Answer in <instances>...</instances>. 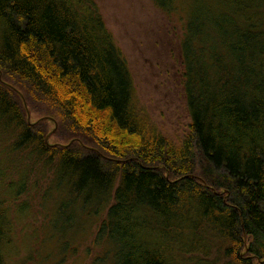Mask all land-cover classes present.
Instances as JSON below:
<instances>
[{
	"label": "trees",
	"instance_id": "16d2710c",
	"mask_svg": "<svg viewBox=\"0 0 264 264\" xmlns=\"http://www.w3.org/2000/svg\"><path fill=\"white\" fill-rule=\"evenodd\" d=\"M149 1L182 26L176 140L139 104L93 0H0V264L36 216L92 223L115 264H264V0ZM28 100L73 142L49 144Z\"/></svg>",
	"mask_w": 264,
	"mask_h": 264
},
{
	"label": "rangeland",
	"instance_id": "374dc122",
	"mask_svg": "<svg viewBox=\"0 0 264 264\" xmlns=\"http://www.w3.org/2000/svg\"><path fill=\"white\" fill-rule=\"evenodd\" d=\"M93 1L125 59L141 107L168 138L185 136L188 118L180 87L183 68L177 44L182 26L181 21H176L178 15L165 17L149 0ZM181 13L185 15L184 11ZM17 92L23 101V94ZM26 107L30 123L41 122L45 126L49 144L66 146L73 142L57 127L54 112L29 100ZM0 198L3 199L1 195ZM31 208L41 216L46 213L41 206ZM23 224L15 228L9 264H115L112 247L93 243L92 223L85 222L82 231L51 226L40 229L38 216ZM36 235L40 237L38 242L34 239Z\"/></svg>",
	"mask_w": 264,
	"mask_h": 264
}]
</instances>
